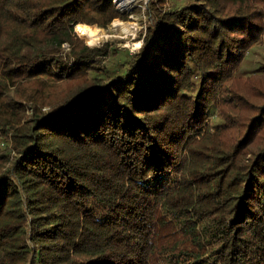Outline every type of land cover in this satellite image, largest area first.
Listing matches in <instances>:
<instances>
[{
  "label": "trees",
  "instance_id": "1",
  "mask_svg": "<svg viewBox=\"0 0 264 264\" xmlns=\"http://www.w3.org/2000/svg\"><path fill=\"white\" fill-rule=\"evenodd\" d=\"M114 1L0 0V264H264V0Z\"/></svg>",
  "mask_w": 264,
  "mask_h": 264
},
{
  "label": "rangeland",
  "instance_id": "2",
  "mask_svg": "<svg viewBox=\"0 0 264 264\" xmlns=\"http://www.w3.org/2000/svg\"><path fill=\"white\" fill-rule=\"evenodd\" d=\"M146 2L147 0H143ZM115 0L114 4L120 11L132 12L134 8L140 6L141 0ZM146 17L143 14L130 16L128 21L116 20L108 29H100L98 27L89 26L96 30V37L93 41L89 42L85 37L80 33L78 35L82 40L89 46L100 45L107 41H116L114 46L119 48L128 49L131 52H135L141 46V42L137 40L141 31L146 27L145 21ZM88 26V25H87ZM84 27V26H83ZM144 31V30H143ZM120 41H124L121 43ZM137 46V47H136ZM68 49L67 47H65ZM257 60V57H256Z\"/></svg>",
  "mask_w": 264,
  "mask_h": 264
},
{
  "label": "bare ground",
  "instance_id": "3",
  "mask_svg": "<svg viewBox=\"0 0 264 264\" xmlns=\"http://www.w3.org/2000/svg\"><path fill=\"white\" fill-rule=\"evenodd\" d=\"M126 0H124L125 2ZM123 2V3H124ZM80 33L83 37H85L89 42L93 41L96 37V30L89 26H84L80 29ZM137 47V46H136Z\"/></svg>",
  "mask_w": 264,
  "mask_h": 264
}]
</instances>
